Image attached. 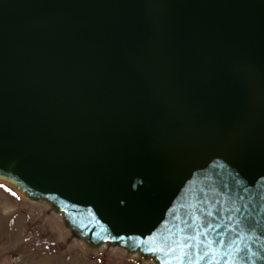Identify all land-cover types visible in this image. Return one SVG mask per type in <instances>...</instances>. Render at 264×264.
Segmentation results:
<instances>
[{
  "label": "water",
  "instance_id": "water-1",
  "mask_svg": "<svg viewBox=\"0 0 264 264\" xmlns=\"http://www.w3.org/2000/svg\"><path fill=\"white\" fill-rule=\"evenodd\" d=\"M2 176L96 246L264 264V0H0Z\"/></svg>",
  "mask_w": 264,
  "mask_h": 264
},
{
  "label": "rangeland",
  "instance_id": "rangeland-1",
  "mask_svg": "<svg viewBox=\"0 0 264 264\" xmlns=\"http://www.w3.org/2000/svg\"><path fill=\"white\" fill-rule=\"evenodd\" d=\"M18 191L0 182V264H162L113 242L97 247L46 199Z\"/></svg>",
  "mask_w": 264,
  "mask_h": 264
},
{
  "label": "snow or ice",
  "instance_id": "snow-or-ice-1",
  "mask_svg": "<svg viewBox=\"0 0 264 264\" xmlns=\"http://www.w3.org/2000/svg\"><path fill=\"white\" fill-rule=\"evenodd\" d=\"M208 215L209 216H211L212 214L211 213H208ZM212 225L211 224H209V225H207V227H211ZM187 239H196L195 237H188ZM138 243H144V241H138ZM213 242L212 241H209L208 242V245L210 246L211 244H212ZM188 247H191V245H187ZM177 247L180 249V254H181V257L182 256H187L188 255V253L187 252H185L184 251V245H177ZM150 251H164L165 249L164 248H151V249H149ZM169 252H173V251H175L176 249H174V248H172V247H168V249H167ZM209 250H211L210 249V247H209ZM207 255V252H205L204 254H202L200 257H199V259H201V260H203L204 258H205V256ZM177 259H179V257L177 258Z\"/></svg>",
  "mask_w": 264,
  "mask_h": 264
},
{
  "label": "bare ground",
  "instance_id": "bare-ground-1",
  "mask_svg": "<svg viewBox=\"0 0 264 264\" xmlns=\"http://www.w3.org/2000/svg\"><path fill=\"white\" fill-rule=\"evenodd\" d=\"M0 182L3 183V184H6V185H8V186L14 187V183H12V181H11L9 178H6V177H3V176H2V177H0ZM19 191H20V193H23V191H21V190H19ZM19 191H18V192H19ZM20 193H19V194H20ZM107 243H108V242L105 241V242H103L101 245H99V246H97V247H99V248H100V247H104V246L107 245Z\"/></svg>",
  "mask_w": 264,
  "mask_h": 264
}]
</instances>
